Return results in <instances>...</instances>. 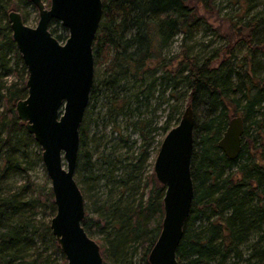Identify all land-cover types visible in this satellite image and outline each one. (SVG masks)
<instances>
[{"label": "trees", "instance_id": "1", "mask_svg": "<svg viewBox=\"0 0 264 264\" xmlns=\"http://www.w3.org/2000/svg\"><path fill=\"white\" fill-rule=\"evenodd\" d=\"M257 1L220 0L231 9L223 45L200 42L195 51L198 6L209 11L217 0H102L92 51L94 65L101 53L106 65L100 82L93 78L89 107L104 112L93 119L84 112L74 179L84 197L82 226L99 234L103 264H148L164 195L147 173L149 148L156 131L177 124L185 99L194 114L193 199L178 264H264V1L259 11ZM28 6L37 12L29 0H0V264H66L45 218L55 212L49 179L38 184L29 174L41 149L15 111L27 95V71L7 13L20 12L26 23ZM49 30L58 41L67 37L56 20ZM153 98L165 106L160 126ZM230 115L243 120L235 159L217 146ZM104 116L112 117L113 138L90 132ZM118 117L137 138L123 134Z\"/></svg>", "mask_w": 264, "mask_h": 264}, {"label": "water", "instance_id": "2", "mask_svg": "<svg viewBox=\"0 0 264 264\" xmlns=\"http://www.w3.org/2000/svg\"><path fill=\"white\" fill-rule=\"evenodd\" d=\"M29 1L37 9L34 27L18 11L7 13L12 39L27 71V95L16 101V115L41 149L55 205L49 228L66 264H103L99 245L82 226L84 197L74 179L79 127L93 85L92 46L102 19V0H50L48 6L44 0ZM52 20L67 29L62 43L49 30ZM193 128L194 114L187 104L153 160L154 177L164 186L163 217L148 264H178L176 250L193 199ZM242 135L241 116H232L217 146L235 159L241 152Z\"/></svg>", "mask_w": 264, "mask_h": 264}, {"label": "rangeland", "instance_id": "3", "mask_svg": "<svg viewBox=\"0 0 264 264\" xmlns=\"http://www.w3.org/2000/svg\"><path fill=\"white\" fill-rule=\"evenodd\" d=\"M220 0H217V3L215 4L214 8L211 9L209 8V11L204 10L201 6H198V15L201 17V22H200V26L198 28V30L196 31V34L193 36V45L195 46V51L200 50L201 51V46H200V42L202 43H206L208 41H213V46H221L223 45V35L226 34V30L228 28V23L226 22L225 19V12H231L230 7L225 8L224 9V2L222 3L223 7H220L221 5L219 4ZM225 1V0H223ZM264 0H258L257 1V6L255 8V10H263L262 7V2ZM193 4V3H192ZM195 4H193L192 6H194ZM27 9L29 10V15L30 17L28 18L26 24L34 27L37 23V13H35L33 11V9L28 6ZM59 23V22H58ZM61 26V25H60ZM62 27V26H61ZM61 31H59L60 33ZM68 34V32H66ZM175 42L174 45L172 46V50L175 52H178L180 50V41L182 39V36L179 35L175 38ZM64 42L61 41V43ZM105 56L104 58L102 57V53L99 56L98 60H95V65H94V77H95V81L100 82V80L102 79V73L104 71V66L106 65L105 62ZM106 101V98H103V96H101V94H99L98 96V103L97 105L100 107L102 104H104ZM132 101V99H131ZM188 103V99L184 100V106ZM151 104V109L153 108H157V121L158 124L157 126H160L162 124L163 121V115H164V111L163 107H165L164 105H160L159 104V100H157L156 98H153L150 101ZM159 105V106H157ZM90 102L88 101L86 110L88 108V114H87V119H90V117L93 119L96 114L101 113L103 114L104 110H100V108H97L94 110V112H90ZM134 106V105H133ZM182 108V109H183ZM85 110V112H86ZM89 115V117H88ZM231 116V115H230ZM232 116H236V115H232ZM231 116V117H232ZM86 118V117H85ZM111 118L110 116H104V117H100L98 119V121L96 122H91L90 124V132H92L93 130L97 133H105L107 135V138H113L115 135V133H111L112 130V123H111ZM117 120L121 123V126L123 127V134L129 135L130 139H135L137 138V133L134 132L130 127H126V120L125 118L122 117H118ZM98 123V126L95 127L94 124ZM164 132L162 130H158L156 131V134L154 135V140L149 148V165L147 168V173H151L153 172V160L156 156V153L158 151L159 145L161 140L164 137ZM139 143V142H138ZM29 174L32 176V178L38 183V184H42L45 180V178L47 177V173L45 171V167L43 165V163L40 162H36L34 168L29 172ZM48 178V177H47ZM23 182V180L20 177H16V183L19 184ZM49 186V184H48ZM87 205L90 203V200H87ZM93 214H90V216H92ZM46 220H49L50 217L46 216L45 217ZM97 237H99V234L97 232H95L93 235H91V238H93L94 240L97 239Z\"/></svg>", "mask_w": 264, "mask_h": 264}, {"label": "flooded vegetation", "instance_id": "4", "mask_svg": "<svg viewBox=\"0 0 264 264\" xmlns=\"http://www.w3.org/2000/svg\"><path fill=\"white\" fill-rule=\"evenodd\" d=\"M45 1V0H44ZM50 1V0H49ZM46 2V1H45ZM32 4V3H31ZM46 4H47V6H48V2H46ZM33 5V4H32ZM35 7V6H34ZM16 11V10H15ZM36 11H37V9H36ZM20 13V12H19ZM37 13V12H36ZM37 19H38V15H37ZM58 22V21H57ZM60 24V23H59ZM68 35V34H67ZM61 42V41H60Z\"/></svg>", "mask_w": 264, "mask_h": 264}]
</instances>
